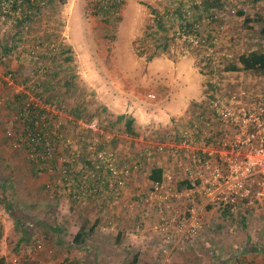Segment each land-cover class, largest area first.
Masks as SVG:
<instances>
[{"label":"rangeland","instance_id":"rangeland-1","mask_svg":"<svg viewBox=\"0 0 264 264\" xmlns=\"http://www.w3.org/2000/svg\"><path fill=\"white\" fill-rule=\"evenodd\" d=\"M81 1L0 0V234L4 228L12 231L1 239L0 264H34L26 253L53 244L54 228H87V215L96 212L88 203L102 198L106 210L108 204L109 210L114 208L133 178L137 186L126 188L130 202L123 214L145 211L149 194H157L146 182L155 159L179 169L172 172L177 185L181 182L186 128L205 131L207 146L214 147L219 139L213 122L204 128L196 119L202 109L199 102L212 98L206 95L211 89L220 99L264 94V75L240 70L237 64L238 55L264 50V0H221L216 18L197 26L201 38L209 34L211 45H185L175 39L151 59L154 28L148 6L161 12L165 0H126L116 24L86 16L87 0L80 8ZM178 1L188 11L187 4L199 0ZM238 11L243 15L237 16ZM192 14L188 11L186 17ZM185 88L197 89L199 98H188L183 114L168 117V106H178ZM176 90L179 95L174 97ZM119 115L124 117L117 120ZM125 118L132 120L131 132L125 131ZM31 119L38 125H31ZM100 153L109 156L116 177H123L121 170L127 172L121 190L107 186L113 178L107 163H99ZM191 154L196 174L199 155L194 150ZM98 164L102 183L92 184ZM191 206H199V200L194 198L183 209ZM198 219L196 233L179 241L161 263L159 237L142 239L148 263L264 264V255L254 250H264V213L259 207H240L235 214L204 208ZM138 224L140 233L143 223ZM116 232L93 238L107 245L118 238L119 251L113 254L118 264L140 260L141 251L134 245L138 243L124 230L122 235Z\"/></svg>","mask_w":264,"mask_h":264},{"label":"built area","instance_id":"built-area-1","mask_svg":"<svg viewBox=\"0 0 264 264\" xmlns=\"http://www.w3.org/2000/svg\"><path fill=\"white\" fill-rule=\"evenodd\" d=\"M125 2L126 0H87L84 13L106 24H116L122 16ZM214 91L215 89H211L206 94L211 99L199 102L202 109L196 117L197 123L204 128L209 126L210 121L217 126L220 137L215 138L214 147L206 145L209 137L207 138L205 131L186 128L182 132L181 148L187 151L192 147L191 150L199 155L196 160L198 172L194 176H188L189 189L184 196L188 198L196 194L199 206L188 207L175 221L167 220L157 227V253L162 258L161 262L167 260L179 241L196 233L200 227L198 212L204 208L227 210L229 214H235L240 207H259L264 213V94L247 98L246 94L240 93L220 99ZM195 134L196 148L193 147ZM98 158L100 164L103 161L107 163L106 171L113 178L111 181L107 180V186L114 185L117 190L120 189L125 183L123 177L127 172L121 170L120 175L123 177H116V171L108 162L109 156L100 153ZM101 168L99 164L96 165L97 171L92 184L102 183L97 175ZM195 180L198 182L194 183ZM159 186L160 183L153 184V190H157ZM191 189L195 191L192 193ZM158 198L163 201L167 199L166 196L153 192L148 196L149 202ZM139 226L136 223L133 229L139 231ZM36 249H40L39 244Z\"/></svg>","mask_w":264,"mask_h":264},{"label":"crops","instance_id":"crops-1","mask_svg":"<svg viewBox=\"0 0 264 264\" xmlns=\"http://www.w3.org/2000/svg\"><path fill=\"white\" fill-rule=\"evenodd\" d=\"M82 2L84 1L82 0L78 5L80 8L82 6ZM73 16L74 14L69 17H66H68L69 20V18L72 19ZM178 74L184 75L186 73L179 72ZM181 79L182 84H186V80H184L183 78ZM190 89L192 90L188 91V89L185 88L180 92V98H178V106H172V104L168 106L167 109L170 115L168 117H176L177 115L183 114V111L187 105L188 98L190 100H192V98H199V91H197V89L194 90L193 88ZM178 95L179 93L176 90V94H174V97H177ZM173 99L174 101H176L175 98ZM112 107H117V105L112 104ZM165 122L169 123V120L166 119ZM185 152L186 153H183V155L186 157V160L184 161V165L182 164L183 168L180 169L181 174L179 177L180 179H178V181L181 182H179L178 185L176 182L177 177L174 176V172L172 171L176 172L179 169L172 170V165L170 163L167 164L166 162H164V159H155L156 164L154 165V167L159 168L161 170L162 176L160 186L155 191H157V194H159V196L164 195L169 198L173 196L176 197V199L171 198L169 200L167 198L166 202H163V200L159 198L155 200H150L148 207L145 208V211H143V208H140L139 214H123L124 211L122 210V208H124L130 202L128 199H126V197L129 195L127 194L126 188L128 186H137V183H135L136 178H133L131 181L126 183L125 188H123V191L121 190L122 187L120 188V193H122V195H120L121 199H119V202L117 203L118 205L114 208L109 210L111 205L108 204V210H106L107 208L105 209L104 205H106L105 203H107V201L102 204L100 202L102 198L99 201H94V203H92V201L88 203L91 209H93V206L95 207L96 212L87 215V220L89 221L87 222V228L81 229L80 226H76L73 224L70 225V227L67 229L64 225L59 226L62 228H54L53 244H46L47 246L41 244V249L33 252L37 253L36 255L33 253L29 254V252H27L26 255L30 257V259H33L35 261L34 264H118V262H115V256L113 257L115 251H119V246L116 244L117 242H115L118 238L110 239L109 241L111 243L107 245L106 243H98L96 240H94L93 237H95V235L98 233L104 235L105 237L108 235H114L113 232L116 231H118L119 235H122L123 232L121 231L124 230V232H126L125 235H129L130 239H132V242L138 243L134 245L139 247L138 251H141V254H139V258L141 257L143 258V260L141 258V261L137 259L134 264H150L148 263V255L141 246L143 243L142 239L152 234L155 235L157 227L163 224L164 221H175L176 217L179 215L180 212L183 213L184 211H186L185 209H183L185 205H192L194 198L198 201L196 194H192L188 198L184 196L185 191L189 189L188 176L195 174L194 172L196 171L191 170L194 161V155L191 154V148L187 151L185 150ZM146 182L151 184V182H149L147 178ZM197 182V180L194 181V183ZM194 191L195 189H191L190 192L193 193ZM182 196L184 198H181ZM101 197L105 198L103 194ZM95 202H97V205H95ZM133 222L143 223L142 230L140 233H137L138 231H135L133 229ZM64 227L66 230L64 229ZM77 232L81 234V241L75 243L73 238ZM9 233L11 234L12 231H5V228L3 229L0 234V245L3 244V241L1 239L3 238L4 240V237H6ZM135 236L138 237L136 238ZM65 238H69L71 240L67 243H63L62 241H64ZM17 242L21 247V236L19 240H17Z\"/></svg>","mask_w":264,"mask_h":264},{"label":"trees","instance_id":"trees-1","mask_svg":"<svg viewBox=\"0 0 264 264\" xmlns=\"http://www.w3.org/2000/svg\"><path fill=\"white\" fill-rule=\"evenodd\" d=\"M166 5L165 9L161 12H158L148 6L149 12L152 15V28H154L152 36V41L154 42L151 54L148 56V59L154 57L157 53H163L166 51L168 46L170 45V41L172 42L175 39H182L184 44H191L193 42L202 46L201 43L210 44L209 34H206L204 38L200 37L199 32L197 31V26L200 22L206 21L210 22L216 18L215 11L221 7V0H199L198 2L190 1L187 7L188 11L193 12L192 16L186 17L188 11L185 10L184 5L181 1L178 0H165ZM257 1V0H255ZM237 16H242L243 12H236ZM244 22H248V18H244ZM176 22V23H175ZM175 23V28L172 26ZM168 25L165 26V25ZM167 29H171L170 37L166 32ZM146 36H150L151 33L144 32ZM161 33L162 35H160ZM67 51V50H66ZM69 57L65 58L66 61H69ZM237 64L239 65V69L250 72L255 75H264V50L263 51H250L245 54H240L237 57ZM236 66H231L229 69L231 71L236 70ZM34 108V110H36ZM124 116L119 115L117 120L122 119ZM31 125H38V122H33L30 120ZM132 120L129 118H125L124 127L125 131L131 132L130 125ZM161 170L156 167H152L149 170V174L147 176V180L152 184H159L161 182ZM226 214H229L227 210H222ZM22 237V236H21ZM81 234L78 232L74 236L73 240L75 243L81 241ZM254 250H259L264 255V250L261 248H256Z\"/></svg>","mask_w":264,"mask_h":264}]
</instances>
